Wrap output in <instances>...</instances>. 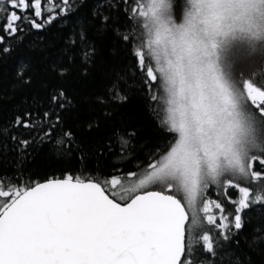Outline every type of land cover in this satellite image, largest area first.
Instances as JSON below:
<instances>
[{
  "label": "snow or ice",
  "instance_id": "obj_1",
  "mask_svg": "<svg viewBox=\"0 0 264 264\" xmlns=\"http://www.w3.org/2000/svg\"><path fill=\"white\" fill-rule=\"evenodd\" d=\"M9 61L0 264H264V0H0Z\"/></svg>",
  "mask_w": 264,
  "mask_h": 264
},
{
  "label": "trees",
  "instance_id": "obj_2",
  "mask_svg": "<svg viewBox=\"0 0 264 264\" xmlns=\"http://www.w3.org/2000/svg\"><path fill=\"white\" fill-rule=\"evenodd\" d=\"M177 3H182V0H177ZM57 31L58 28H52L44 32L33 31V34L29 38V41H25V44L17 50V57L23 58L26 55L32 54L29 52V42L31 40H37L38 37H43L44 44L52 45V48L50 49L52 53L51 58H55V54L58 52V47L56 43ZM107 47L108 44L106 42V49ZM16 62L18 63L19 60L17 59ZM11 65L12 61H9L7 69L0 70L10 71ZM99 79V74L94 73L85 82H81L79 78L74 77L68 82V84L72 88L87 91L95 88L99 82ZM4 86L7 87V83H5ZM124 112L129 120H131L132 122L139 121L140 125H142L140 137L136 142L138 149L144 148V150L147 151L148 149L152 148L153 145L164 144L167 142V140L171 139V136L167 133V131L160 126L159 121L152 117L151 114L143 107L142 102L140 101L138 96L133 95L130 102L126 105Z\"/></svg>",
  "mask_w": 264,
  "mask_h": 264
}]
</instances>
